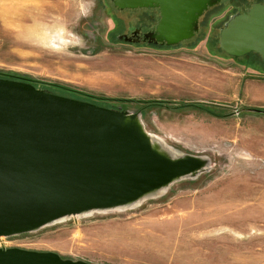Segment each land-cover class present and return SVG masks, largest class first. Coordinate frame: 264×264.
Wrapping results in <instances>:
<instances>
[{"label": "rangeland", "instance_id": "obj_1", "mask_svg": "<svg viewBox=\"0 0 264 264\" xmlns=\"http://www.w3.org/2000/svg\"><path fill=\"white\" fill-rule=\"evenodd\" d=\"M232 2L210 8L196 36L168 47L118 39L135 27L139 8L0 0V72L109 98L114 108L140 112L145 130L168 145L211 161L160 196L1 236L0 248L91 264H264V113L256 111L264 108V63L220 49L219 28L238 7ZM150 100L163 105L143 103Z\"/></svg>", "mask_w": 264, "mask_h": 264}, {"label": "water", "instance_id": "obj_2", "mask_svg": "<svg viewBox=\"0 0 264 264\" xmlns=\"http://www.w3.org/2000/svg\"><path fill=\"white\" fill-rule=\"evenodd\" d=\"M110 1L119 10L156 7L159 20L143 40L170 47L191 39L199 18L221 0ZM218 34L227 55L254 52L264 63V3L232 13ZM25 79L0 77V237L74 215L130 208L210 166L207 156L147 132L140 112L54 93ZM0 264L91 263L12 247L0 248Z\"/></svg>", "mask_w": 264, "mask_h": 264}, {"label": "trees", "instance_id": "obj_3", "mask_svg": "<svg viewBox=\"0 0 264 264\" xmlns=\"http://www.w3.org/2000/svg\"><path fill=\"white\" fill-rule=\"evenodd\" d=\"M261 2V3H264V0H236V2H232L234 3L235 5H237L238 7H236L235 9V12L237 11H240L238 8L239 6L243 5V6H247L249 4H251L252 2ZM234 12V13H235ZM249 55H255L257 57L260 58V56L254 52L252 53H249L247 54L246 56H249ZM229 56V55H228ZM233 59H238V58H234L232 56H229ZM261 59V58H260ZM0 77H11L9 74L7 73H3V72H0ZM25 80L33 83L35 86H39V82L34 80V79H31V78H26ZM42 88H45V89H48L50 90L51 92H54V93H58V91L60 92L59 94H63V95H66V96H69V97H73V98H77V99H82V100H86V101H90V102H93V103H96V104H99V105H102V106H107V107H112L113 105H110L109 101L111 99L109 98H105V97H100V96H96V95H93V94H90V93H87V92H83V91H79V90H76V89H73V88H69L67 86H64V85H60V84H55V83H50V84H47V85H41ZM142 102V101H140ZM143 103H150V104H155V105H163V101L162 100H150V101H145ZM167 105V104H165ZM182 107H186V106H193L194 108L198 109V110H202L204 112H207L213 116H220V114L218 112H216L215 110H213L212 108H209L203 104H181ZM177 107V106H175ZM256 111L258 112H261V113H264V108H261V109H257Z\"/></svg>", "mask_w": 264, "mask_h": 264}, {"label": "flooded vegetation", "instance_id": "obj_4", "mask_svg": "<svg viewBox=\"0 0 264 264\" xmlns=\"http://www.w3.org/2000/svg\"><path fill=\"white\" fill-rule=\"evenodd\" d=\"M217 5H215V6H217ZM112 6H113V4H112ZM215 6H213L211 8H214ZM249 6H250V4L247 5V6H244V8L241 9L240 11H244ZM114 8L117 11L128 10V9L119 10L116 7H114ZM139 9H141V10H139L140 13L138 11L136 14H134L138 18V19H136L135 27H133L128 33L122 32L121 34L118 35V36H120V35L121 36H127L128 38L131 39V41H127V42H130V43H137V42L148 43L147 41L143 40V34L146 33V32L154 31L155 30V26H156V24H157V22L159 20V11H158V9L156 7H143V8H139ZM207 11H205V13ZM205 13L199 18L198 31L195 33L194 36H196L199 33V31L201 30V21H202V18L204 17V15H205ZM135 30H137V32L135 34H133V32ZM148 44H153V43H148ZM154 45H159V44H154Z\"/></svg>", "mask_w": 264, "mask_h": 264}, {"label": "crops", "instance_id": "obj_5", "mask_svg": "<svg viewBox=\"0 0 264 264\" xmlns=\"http://www.w3.org/2000/svg\"><path fill=\"white\" fill-rule=\"evenodd\" d=\"M235 63H237V62H235ZM239 65H240V66H243V64H242V63H239Z\"/></svg>", "mask_w": 264, "mask_h": 264}, {"label": "bare ground", "instance_id": "obj_6", "mask_svg": "<svg viewBox=\"0 0 264 264\" xmlns=\"http://www.w3.org/2000/svg\"><path fill=\"white\" fill-rule=\"evenodd\" d=\"M161 138V137H160ZM171 185V184H170ZM174 185V184H173ZM168 188V187H167ZM97 212V211H96ZM83 215V214H82ZM85 216H86V214H85ZM68 219V218H67ZM18 235V234H17ZM2 238V237H1Z\"/></svg>", "mask_w": 264, "mask_h": 264}]
</instances>
